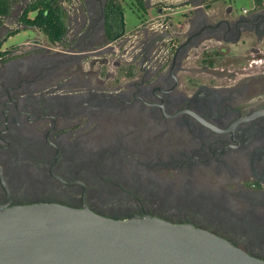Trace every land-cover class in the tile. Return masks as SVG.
I'll return each instance as SVG.
<instances>
[{"label": "flooded vegetation", "instance_id": "1", "mask_svg": "<svg viewBox=\"0 0 264 264\" xmlns=\"http://www.w3.org/2000/svg\"><path fill=\"white\" fill-rule=\"evenodd\" d=\"M29 1L0 24V204L148 214L264 260V3L227 28L184 10L204 0H129L127 28V0H58L52 40Z\"/></svg>", "mask_w": 264, "mask_h": 264}, {"label": "water", "instance_id": "2", "mask_svg": "<svg viewBox=\"0 0 264 264\" xmlns=\"http://www.w3.org/2000/svg\"><path fill=\"white\" fill-rule=\"evenodd\" d=\"M228 13L229 19L209 15L215 20L211 26L229 28L247 17L233 7ZM0 264H264V260L190 224L148 214L113 219L85 205L41 202L0 204Z\"/></svg>", "mask_w": 264, "mask_h": 264}, {"label": "trees", "instance_id": "3", "mask_svg": "<svg viewBox=\"0 0 264 264\" xmlns=\"http://www.w3.org/2000/svg\"><path fill=\"white\" fill-rule=\"evenodd\" d=\"M15 1L0 0V24L10 13V8ZM19 19L24 24L37 26L52 40L58 39L65 30L64 10L58 4V0H30Z\"/></svg>", "mask_w": 264, "mask_h": 264}, {"label": "rangeland", "instance_id": "4", "mask_svg": "<svg viewBox=\"0 0 264 264\" xmlns=\"http://www.w3.org/2000/svg\"><path fill=\"white\" fill-rule=\"evenodd\" d=\"M252 0H234L232 2V7L235 13H241L242 10H247L251 8ZM154 13V11H153ZM141 10L138 9L137 5L127 0L124 5V22L127 28H130L135 23L139 22V15ZM32 15V14H31ZM180 16H174V19H179ZM142 18V17H141ZM35 32L30 28L19 29L16 32L9 35L8 39L5 41L2 47H11L19 45L24 42L25 39L33 38ZM217 49V48H216Z\"/></svg>", "mask_w": 264, "mask_h": 264}, {"label": "crops", "instance_id": "5", "mask_svg": "<svg viewBox=\"0 0 264 264\" xmlns=\"http://www.w3.org/2000/svg\"><path fill=\"white\" fill-rule=\"evenodd\" d=\"M194 5H197V6L185 5L184 10L189 9L191 11L193 8H196V9L200 8L202 13H204L205 15L210 17L209 15H211L212 13L213 14L217 13L218 15H222L224 10H225V7H226L225 3L224 4L223 3H210L209 0H204V1L200 2L199 4H194ZM255 5H256V0H252L251 8L247 9L245 11L243 9L241 13L246 15L247 13L251 12L255 8ZM177 11L178 10H176L175 13H177ZM213 20H214V18H213Z\"/></svg>", "mask_w": 264, "mask_h": 264}, {"label": "built area", "instance_id": "6", "mask_svg": "<svg viewBox=\"0 0 264 264\" xmlns=\"http://www.w3.org/2000/svg\"><path fill=\"white\" fill-rule=\"evenodd\" d=\"M260 2L264 3V0H259ZM245 11V10H244Z\"/></svg>", "mask_w": 264, "mask_h": 264}]
</instances>
